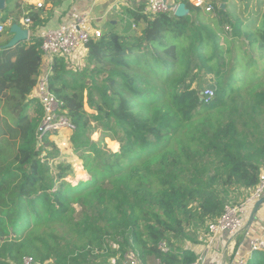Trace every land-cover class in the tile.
I'll return each mask as SVG.
<instances>
[{"label": "trees", "instance_id": "16d2710c", "mask_svg": "<svg viewBox=\"0 0 264 264\" xmlns=\"http://www.w3.org/2000/svg\"><path fill=\"white\" fill-rule=\"evenodd\" d=\"M4 1L10 8L16 0ZM207 1L213 3L211 13L187 0L184 16L132 12L144 27L126 36L109 26L89 44L82 72L55 60L50 89L77 128L72 144L92 176L81 186L70 184L65 171L53 174L49 163L60 154L53 137L38 147L44 112L29 97L43 67L36 36L41 21L29 14L31 44L0 53V264H24L25 258L33 264H110L112 259L123 264L130 251L144 264L150 259L193 264L199 256L175 241L190 226L220 218L227 205L259 185L264 144L254 146L248 121L240 130L241 115L227 100L247 86L248 64L264 59V0H236L246 4L240 18L229 0ZM8 20L2 16L0 23ZM245 46L250 50H242ZM207 88L215 93L209 104L202 100ZM254 105V113L264 106V90L254 95ZM228 111L220 123L218 115ZM197 118L208 119L200 137L182 142L177 151L181 129ZM252 122L257 123L254 117ZM97 128L101 139L91 140ZM109 136L119 142V152L108 149ZM46 148L53 152L42 161ZM159 157L160 170L145 166ZM143 169L150 183L142 178ZM49 224L68 228L75 239L69 252L61 236L43 229ZM249 264H264V252L255 253Z\"/></svg>", "mask_w": 264, "mask_h": 264}, {"label": "built area", "instance_id": "2783aa9c", "mask_svg": "<svg viewBox=\"0 0 264 264\" xmlns=\"http://www.w3.org/2000/svg\"><path fill=\"white\" fill-rule=\"evenodd\" d=\"M87 4L95 5L99 0H81ZM143 4V14L146 16H157L161 14L177 12V7H173L168 0H137ZM193 5L206 13L213 11V6L206 0H194ZM42 7V4H38ZM30 18L24 20V26L30 27ZM28 30V29H25ZM5 26L0 24V34L4 33ZM29 32V30H28ZM30 34V32H29ZM42 41L43 66L38 78L36 87L32 93V99L37 101L44 112L42 123L38 130V144H43V140L48 137H57L64 132L74 133L77 128L69 120L63 111L62 104L57 100L50 89L49 78L52 75L53 64L56 59H63L71 71L82 72L86 67V59L89 54V44L102 38L103 31L96 28L94 18L90 13L73 11L72 22L62 24L56 29L38 30L36 35ZM215 97L212 89L207 88L202 93V100L209 104ZM264 199V173L259 185L248 193V196L236 205H227L222 216L207 224L206 233L202 242H206L210 248L217 238L228 236L229 239H236L243 229L250 209L257 202ZM248 249L243 251L240 247L231 264H249L255 253L264 252V231L251 237L248 241ZM160 249L168 252L167 244H162ZM210 251V249L208 250ZM24 264H33L31 258H25ZM110 264H117L116 259H112ZM123 264H144L138 253L130 251L124 256ZM194 264H205V258L199 257Z\"/></svg>", "mask_w": 264, "mask_h": 264}, {"label": "crops", "instance_id": "0c3cea01", "mask_svg": "<svg viewBox=\"0 0 264 264\" xmlns=\"http://www.w3.org/2000/svg\"><path fill=\"white\" fill-rule=\"evenodd\" d=\"M16 1L18 2V5ZM16 1L10 8L7 7L5 1L0 4L1 17L5 15L9 17V20L6 23H0L5 26L4 33L0 34V53L5 51L4 49L6 46L15 38V34L8 31L14 26V24H17L18 26L20 25L24 30H29L30 34H28L26 42L31 44L32 35L30 27L32 26L30 25L28 28L24 26V20L28 18L30 13L37 14L41 21L40 27L36 28L38 30L42 28L56 29L62 24L72 22L74 10L81 13H90L94 18V25L96 28L103 32L106 31L109 26H112L117 27L119 34L121 35L133 36L138 32L137 30L144 27L142 22L140 25H137L131 15L132 12L143 8V4L137 0H99L95 5L87 4L81 0ZM168 1L173 7H177L183 3V0ZM187 1L193 4L194 0ZM222 1L223 0H218L220 4ZM207 3L213 6V3L210 1H207ZM38 4H42V7H38ZM19 12H21V14ZM45 68L46 66H43V69ZM31 97L32 96L30 95L29 100L32 99ZM246 195L248 196V193H243L242 198L237 202L243 200ZM253 209L254 207L250 209V213L245 220L243 229L236 239H229L228 236H221L217 238V241H215L210 248H208L206 242H203L201 245L187 249L194 251L201 258H205V264H231L235 258L237 250L240 247H243V251H246L249 247V239L264 231V205L259 209L257 220L253 225L248 227V222ZM209 249L210 251H208ZM213 251L214 255H211ZM148 264L159 263L156 262L155 259H150Z\"/></svg>", "mask_w": 264, "mask_h": 264}, {"label": "rangeland", "instance_id": "374dc122", "mask_svg": "<svg viewBox=\"0 0 264 264\" xmlns=\"http://www.w3.org/2000/svg\"><path fill=\"white\" fill-rule=\"evenodd\" d=\"M0 1H3V0H0ZM228 2H229V5L236 6L235 10L231 12L235 13V15H237V17L240 18V16L244 12V6L246 4L242 3L240 5H236V0H229ZM19 13L21 14V12ZM242 50L249 51L250 49L248 48V46H245L244 48H242ZM263 56H264V52H263ZM240 62L243 65H246V62L244 60L241 59ZM254 64L255 63H249L248 68L245 70L246 72L245 73L246 74L245 83L247 84V86H244L240 92L236 91L232 95H230L228 97L229 99L227 100V103H228V107L229 105L232 106V108H235L236 106L238 109V114L241 115V118L239 119L240 130H242L243 122L248 121L249 124L252 126V130L256 137L254 138V140L252 139V141L254 143V146L256 147L257 145L258 147L264 144V106L259 107L257 109V113L253 112V107L255 106L254 105V95L264 90V77L259 79V77L264 72V59H258L256 61V65ZM33 108L34 107H32V109ZM86 110L88 112L91 111L90 109H88L87 106H86ZM228 116H229V111L224 113V115H218L219 122L220 123L225 122V119ZM253 117L256 119V122H257L255 124L252 122ZM207 120H208L207 118L206 119L197 118L194 120V122L183 127L180 131V134H179L180 136L178 137V139H176L174 143V146H175L174 148L177 151H180L182 142L187 143V145L192 144L191 142L192 139H196L200 137V133L204 130L205 122H207ZM101 135H102V131L99 128H97L93 130V133L91 135V140L98 141L99 139H101ZM72 136H73V133L64 132V133H61V135L59 134L57 137H53V139H51L53 143L55 144V146L60 151V154L58 155V158L56 159V161H53L55 162V164L52 165L53 163L50 162L49 166L51 169H53V174L57 175L56 169L60 171H65L67 174L66 180L70 184H72L73 186H81V184L85 185L91 182L92 176L86 170L83 161L79 159V157L76 155L75 149L72 144ZM255 140H256V143H255ZM104 142L107 144L108 149L112 153H117L120 151V144L113 136L106 137L104 139ZM40 146H43V144L39 145V147ZM48 152H53L52 148H46L44 150L43 156H41L42 161L46 160L44 157L46 156V153ZM168 157L174 159V157H171V156H168ZM162 160H163V157H159L154 162L148 163L145 166L150 167L152 172L158 171L161 168ZM164 160L165 162H168L167 165H170V161L168 160V158H164ZM59 164H62L63 166H61V168H57V167L55 168V166ZM68 166H71V170L66 171V168ZM262 170L264 173V164L262 165ZM141 176L148 183H150L151 175L146 173L144 169L141 173ZM76 208H77V212H80V208L78 206H76ZM89 213L91 215H96V213L91 210L89 211ZM206 226L197 227V224L190 226L189 228H187L185 235L182 238H179L178 240H176L175 243H177L180 248H184V249L203 244V242L201 241V238L202 239L204 238V235L206 233ZM43 229L46 230L48 233L58 234L59 236L63 238V241H61V244L65 252H69L71 250V242H74L75 239L71 236L67 227L62 226V225L49 224V225H44ZM78 243L79 241L77 239V244ZM211 255H214V251L212 252Z\"/></svg>", "mask_w": 264, "mask_h": 264}, {"label": "water", "instance_id": "95a60500", "mask_svg": "<svg viewBox=\"0 0 264 264\" xmlns=\"http://www.w3.org/2000/svg\"><path fill=\"white\" fill-rule=\"evenodd\" d=\"M3 1H0V4L3 3ZM186 14H187V10L185 5L184 4L179 5L175 16H184ZM0 18H1V12H0ZM10 31L12 32V34H15V38L12 40L10 44L6 46L7 48L14 47L22 42H25L28 39V34H29L28 30H24L22 27L18 26L17 24H14V26L10 29ZM263 205H264V199L260 200L255 204L252 214L250 216V220L248 222V227L253 225V223L257 220V214L259 212L260 207H262Z\"/></svg>", "mask_w": 264, "mask_h": 264}, {"label": "bare ground", "instance_id": "6f19581e", "mask_svg": "<svg viewBox=\"0 0 264 264\" xmlns=\"http://www.w3.org/2000/svg\"><path fill=\"white\" fill-rule=\"evenodd\" d=\"M241 231H242V230H241ZM241 231L239 232V234L241 233ZM239 234H238V235H239ZM225 236H226V235H225ZM194 263H195V262H194ZM194 263H193V264H194Z\"/></svg>", "mask_w": 264, "mask_h": 264}]
</instances>
